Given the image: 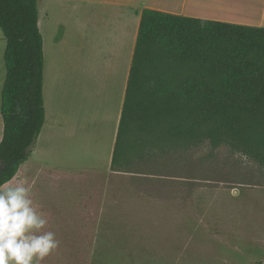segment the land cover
<instances>
[{
  "label": "rangeland",
  "instance_id": "obj_1",
  "mask_svg": "<svg viewBox=\"0 0 264 264\" xmlns=\"http://www.w3.org/2000/svg\"><path fill=\"white\" fill-rule=\"evenodd\" d=\"M48 7L54 20L73 31L84 24L93 38L98 20L91 3L38 0L39 13ZM5 49L0 41V142ZM44 86L50 108L57 99L46 79ZM70 90H77L67 98L70 124L105 115L104 107H91L84 88L71 84ZM157 132L159 139L145 133L143 150L131 149L119 171L32 172L31 198L48 221L42 231L55 232L59 241L40 264H264V167L227 146ZM139 139L132 131L125 143ZM42 149L39 141L31 158L55 168L92 164L62 156L56 144L45 158Z\"/></svg>",
  "mask_w": 264,
  "mask_h": 264
},
{
  "label": "trees",
  "instance_id": "obj_2",
  "mask_svg": "<svg viewBox=\"0 0 264 264\" xmlns=\"http://www.w3.org/2000/svg\"><path fill=\"white\" fill-rule=\"evenodd\" d=\"M0 28L7 42L4 186L28 161L46 117L38 0H0ZM158 129L183 142L227 146L264 167V29L144 9L112 171L131 149L143 150L145 133L159 139ZM132 131L141 139L125 143Z\"/></svg>",
  "mask_w": 264,
  "mask_h": 264
},
{
  "label": "crops",
  "instance_id": "obj_3",
  "mask_svg": "<svg viewBox=\"0 0 264 264\" xmlns=\"http://www.w3.org/2000/svg\"><path fill=\"white\" fill-rule=\"evenodd\" d=\"M77 1L93 6V16L98 20L93 38L84 24L77 25L73 31L62 19L54 20L51 7L45 8L44 14L43 11L39 13V27L44 42V84L46 79L49 96L53 94L57 102L54 101L48 107L43 84L46 117L36 145L40 141L43 146V158L49 152V145L56 144L62 156L87 159L92 164L80 165L79 168L70 165L62 170L48 165L45 159L35 161L30 156L14 177L15 184L23 182L30 189L34 185V182L30 185L34 170L45 175H51L52 171L70 170H106L112 173L119 125L144 9L264 29V0ZM51 20L54 21L53 29ZM2 39L6 40L3 31L2 34L0 32V41ZM71 84L80 90L84 88L89 94L86 97H90L91 107H104L105 115L91 116L85 120V124H70L71 115L67 110L70 101L67 98L70 92H77L70 90ZM44 144L48 146L44 147Z\"/></svg>",
  "mask_w": 264,
  "mask_h": 264
},
{
  "label": "clouds",
  "instance_id": "obj_4",
  "mask_svg": "<svg viewBox=\"0 0 264 264\" xmlns=\"http://www.w3.org/2000/svg\"><path fill=\"white\" fill-rule=\"evenodd\" d=\"M23 182L0 186V264H40L59 246Z\"/></svg>",
  "mask_w": 264,
  "mask_h": 264
}]
</instances>
